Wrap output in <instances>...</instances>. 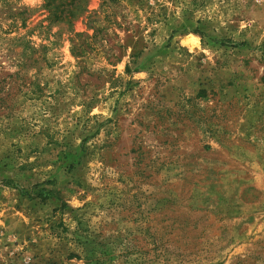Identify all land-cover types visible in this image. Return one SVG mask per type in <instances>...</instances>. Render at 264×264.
I'll use <instances>...</instances> for the list:
<instances>
[{
    "label": "rangeland",
    "instance_id": "374dc122",
    "mask_svg": "<svg viewBox=\"0 0 264 264\" xmlns=\"http://www.w3.org/2000/svg\"><path fill=\"white\" fill-rule=\"evenodd\" d=\"M0 264H264V0H0Z\"/></svg>",
    "mask_w": 264,
    "mask_h": 264
},
{
    "label": "bare ground",
    "instance_id": "6f19581e",
    "mask_svg": "<svg viewBox=\"0 0 264 264\" xmlns=\"http://www.w3.org/2000/svg\"><path fill=\"white\" fill-rule=\"evenodd\" d=\"M187 40V39H186Z\"/></svg>",
    "mask_w": 264,
    "mask_h": 264
}]
</instances>
